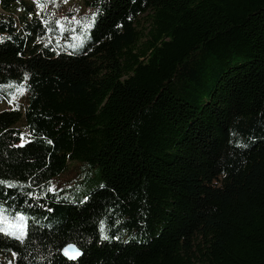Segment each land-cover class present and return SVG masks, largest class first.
<instances>
[{"label":"trees","instance_id":"16d2710c","mask_svg":"<svg viewBox=\"0 0 264 264\" xmlns=\"http://www.w3.org/2000/svg\"><path fill=\"white\" fill-rule=\"evenodd\" d=\"M82 2L73 39L0 0V264H264V0Z\"/></svg>","mask_w":264,"mask_h":264},{"label":"snow or ice","instance_id":"6c2138e0","mask_svg":"<svg viewBox=\"0 0 264 264\" xmlns=\"http://www.w3.org/2000/svg\"><path fill=\"white\" fill-rule=\"evenodd\" d=\"M34 2L37 5V8L39 10H43L45 5L49 2H55V0H34ZM40 13L38 12V15ZM99 14V12H92L91 13V21L88 23H84L82 22L80 19H77L75 16L71 17V19H69L68 17H63V18H59V19H55L54 23L55 25L60 29L61 32H64L65 30H67L69 33H73L72 38L76 39L77 37L74 35V27H69L68 29H65V25H71V26H76V25H80L83 31H86L88 29H90L93 24L95 23V19L97 17V15ZM31 15V14H29ZM41 22L43 24H45L46 26L48 25L49 21L43 19V17H41ZM48 31H51V29H47ZM86 38V37H84ZM3 39H10V37H0V41H2ZM73 47H76V45H73ZM27 77V73H25V78ZM10 84H15V82H9ZM0 87H3L2 85H0ZM24 90V86L18 85L17 86V91L18 92H23ZM12 95V99L9 100V103H12V100L15 99V95ZM27 143V141H25L23 139V134H21V146ZM48 143H52V141H48ZM19 182L18 181H12V180H5V179H0V185L4 186L5 188H16L18 186ZM48 191L50 192H55L56 188L54 185H52L49 182L48 185ZM28 196H32L33 193L28 192L26 193ZM41 195H44V193H41ZM88 197L85 196L84 200H87ZM8 210L2 205L0 204V233H3L5 235L8 236H12L14 238L17 239H23L26 235H27V217L23 212H15L14 216H10L7 214ZM100 235L102 239H108V236L105 235L104 232V222L101 221L100 222ZM62 253L68 257L71 260H75L77 257H79L82 253H81V249L79 247L76 246L75 243L69 242L67 243L62 249H61ZM15 255V253L13 254Z\"/></svg>","mask_w":264,"mask_h":264},{"label":"rangeland","instance_id":"374dc122","mask_svg":"<svg viewBox=\"0 0 264 264\" xmlns=\"http://www.w3.org/2000/svg\"><path fill=\"white\" fill-rule=\"evenodd\" d=\"M34 2V0H32ZM35 3V2H34ZM4 13L3 10H1ZM49 17H56V19L75 16L76 18L79 17L82 13H85V8L83 6L82 0H55V2H49L45 5L43 10ZM11 105L8 101H0V110L4 108H9ZM75 164L73 163L68 168V171H73L75 169ZM77 174V178L83 180L81 183L78 184L77 187L69 189L70 185L67 184L66 189L64 191L65 195L71 199L73 202H77L82 200L88 192H90L97 184L100 172L98 168H88L85 167L84 169L74 170L73 174ZM72 174V173H71ZM72 174V175H73ZM62 180H56L55 183H59ZM9 215V214H8ZM11 216V215H10Z\"/></svg>","mask_w":264,"mask_h":264},{"label":"water","instance_id":"95a60500","mask_svg":"<svg viewBox=\"0 0 264 264\" xmlns=\"http://www.w3.org/2000/svg\"><path fill=\"white\" fill-rule=\"evenodd\" d=\"M81 253H82V251H81ZM62 254H63V253H62ZM63 255H64V254H63ZM81 255H82V254H81ZM81 255H80V256H81ZM64 256H65V255H64ZM80 256H79V257H80ZM65 257H66V256H65ZM79 257H77L75 260H77ZM66 258H68V257H66ZM68 259H69V258H68ZM70 260H71V259H70Z\"/></svg>","mask_w":264,"mask_h":264}]
</instances>
